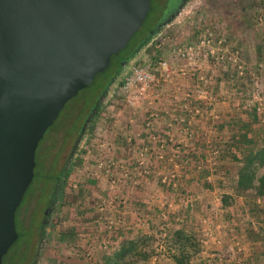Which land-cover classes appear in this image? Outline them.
Segmentation results:
<instances>
[{
  "label": "rangeland",
  "instance_id": "1",
  "mask_svg": "<svg viewBox=\"0 0 264 264\" xmlns=\"http://www.w3.org/2000/svg\"><path fill=\"white\" fill-rule=\"evenodd\" d=\"M161 13L160 0H152L150 11L132 37L130 47L134 46L137 43L136 40L157 22ZM211 28L182 38V43L196 40L200 34L212 30ZM214 29L227 37L232 48L240 51L245 66V75L241 78L237 77L234 69L220 72V75L215 77V90L216 92L222 91L230 97V102H228L231 104L230 108L238 109L234 112L233 118L241 117V114H244L242 118H245L251 114L250 108L247 107V100H252L259 95L264 97V0H256L255 6L244 18L231 23L218 22ZM123 52L121 54H126L127 51L123 50ZM150 52L151 50L148 49L141 54V58ZM130 69L131 67L129 71ZM106 70L101 75L97 74L89 87L80 90L66 103L53 125L46 130L43 138L47 137L50 132L54 133L57 127L64 126L65 119L74 109L73 106L81 100L88 99L95 88L100 85L103 76L110 77L114 73L113 67ZM116 93L99 125L103 123L109 126L110 132L116 129L121 132V134H116V137H110L115 144L119 164L113 169L114 174L110 177L105 174L102 167L97 165L95 149H93L92 158L90 157V161L86 164L85 154H82L69 180L58 227V231H73L74 239L65 244L56 239L46 254L44 264H98L102 261L103 255L110 254L114 246L118 244L117 241L123 236L129 237V233L151 235L147 248L152 253L151 257L132 264H175L171 255L177 253V249L172 246L167 235L180 225L192 221L196 230L201 231L202 261L206 264H242L251 247L258 244L253 242L258 241L260 229L264 232V220L261 215L252 214L250 207L253 204L248 205L246 202L251 199L237 195L231 184L226 183L224 188L217 186L214 175L218 173L215 169L221 162V154L215 152L218 148L219 137L215 134L197 133L192 136L197 140L195 151L183 150L177 144L178 150L173 151L171 147L165 148L162 150L164 158L158 159L156 149L150 148V150L143 151L138 143L127 142V135L122 132L129 130L128 119L132 112L126 105L118 102ZM171 106L168 105V107ZM132 115L138 116V124L143 122L144 117L141 113ZM205 117L203 116L202 121H208V123H201L200 120L199 125L203 124L204 127L209 124L221 125V115L211 119L214 122H209L210 119H205ZM119 118L121 122L117 121ZM196 118L194 117L192 121ZM226 130L230 135L231 130L228 128ZM213 138L217 140L212 142ZM92 139L90 144L94 142ZM143 156L146 159L145 164H140L139 161ZM181 157L185 158L184 162L179 161ZM204 173H208L207 179L214 181L216 186L213 189H207L203 185L206 179L203 176L206 175ZM35 174L16 215L19 214L21 208L29 204L31 194L37 190L42 191L37 187L38 180L44 182L52 175L48 173L49 175L41 177L42 180H40L37 178L36 169ZM97 174L100 175V179L96 178ZM200 174L203 178L198 179ZM40 175L43 174L40 173ZM164 177H166L165 181ZM92 178L95 179L94 185L88 183V180ZM112 179L117 181L113 187L111 186ZM170 182L175 184V187L172 184V190L168 189ZM82 184L88 191L84 198L77 195L79 185ZM45 186L48 187V184ZM178 186L185 188L186 197L181 196L177 190ZM225 192L233 194L236 200L232 206L233 209L230 207L227 211L221 206V196ZM43 194L41 192V206H44L45 202ZM123 200L126 202L123 203ZM257 203L264 204V201L259 199ZM190 215L194 219L188 221ZM39 217L40 213L34 221L37 227L40 222ZM16 226L21 237L29 238V229L22 231L18 220ZM119 229L123 231L121 235L117 233ZM116 236L119 238L117 241H115ZM18 244H15L9 252L17 251ZM261 245H263L262 242L257 245L260 250ZM18 260L19 258L16 259ZM197 262L198 258L193 257L192 263L197 264Z\"/></svg>",
  "mask_w": 264,
  "mask_h": 264
},
{
  "label": "water",
  "instance_id": "2",
  "mask_svg": "<svg viewBox=\"0 0 264 264\" xmlns=\"http://www.w3.org/2000/svg\"><path fill=\"white\" fill-rule=\"evenodd\" d=\"M190 1L164 27L180 22ZM150 6L151 0H0V264L18 235L16 210L34 177L41 138L125 48ZM153 40L121 63L106 101Z\"/></svg>",
  "mask_w": 264,
  "mask_h": 264
},
{
  "label": "flooded vegetation",
  "instance_id": "3",
  "mask_svg": "<svg viewBox=\"0 0 264 264\" xmlns=\"http://www.w3.org/2000/svg\"><path fill=\"white\" fill-rule=\"evenodd\" d=\"M160 2L162 13L159 14L157 22L136 40L137 43L134 46L130 47L133 35L125 48L116 54L118 61L113 66L112 76H103L100 85L95 88L92 95L73 106L74 109L65 119L64 126L57 127L56 131L53 128L54 133L50 132L47 137L41 138L35 154L34 177L35 169L38 173L37 178L40 180H42L41 177L49 175L48 173L52 175L45 180L46 183L38 180L37 187L42 191L37 190L31 194L29 204L15 215L16 224L18 220L20 229L22 231L29 229V238L21 237L17 230V238L4 254L2 264H44L46 254L59 233L58 227L69 180L112 101V98L106 101V91L122 69L121 63L129 60L139 47L152 38L154 39L152 46L157 40L167 38L166 43L169 47L182 43V38L198 34L204 29L212 27L211 29L217 32L214 27L218 22L231 23L244 18L255 6L256 0H191L180 22L170 27H164V23L177 11L183 0H160ZM123 50L127 51L126 54H123ZM40 173L43 175L41 176ZM45 184H48V187ZM41 192L44 193L43 199H45L43 207ZM38 213H40V222L37 227L34 221ZM17 243H19L16 247L17 251L10 253L9 251ZM17 258H19L18 261H16Z\"/></svg>",
  "mask_w": 264,
  "mask_h": 264
},
{
  "label": "built area",
  "instance_id": "4",
  "mask_svg": "<svg viewBox=\"0 0 264 264\" xmlns=\"http://www.w3.org/2000/svg\"><path fill=\"white\" fill-rule=\"evenodd\" d=\"M166 40L167 38L157 40L150 49L151 52L131 67L116 93L118 102L130 108L132 113L136 114L139 109L144 110L143 124L148 131L146 139L149 142L146 144V140L141 137L140 145H144L143 151L156 149L158 159L164 158L162 150L165 148L171 147L173 151L179 149L173 125H178L179 132L191 136L193 131L189 126L193 122L192 119L210 112L209 105L214 106L225 101L215 94V77H218L223 69L228 71L234 69L237 77L240 78L245 75L240 51L232 48L227 37L221 33L209 30L200 34L194 41L169 47ZM162 100L169 101L171 105L182 100L181 105L185 115L174 113L164 135L157 133L155 127L161 112L165 111L155 103ZM247 107H255L260 114H264L263 95L247 100ZM109 130V126L103 123L98 126L92 139L94 142L92 144L89 142L85 147L84 160L85 164L89 162L95 149L97 165L103 168L107 176L112 177L113 169L119 164V158L116 156V147L110 139L112 135ZM126 140L132 142L129 137ZM150 142L155 146L151 147ZM145 161L143 156L139 163L145 164ZM96 178L101 177L97 174ZM163 180L165 181L166 177ZM111 183L113 187L117 183L116 179H112ZM172 184L175 187V184ZM124 202L126 200H123Z\"/></svg>",
  "mask_w": 264,
  "mask_h": 264
},
{
  "label": "trees",
  "instance_id": "5",
  "mask_svg": "<svg viewBox=\"0 0 264 264\" xmlns=\"http://www.w3.org/2000/svg\"><path fill=\"white\" fill-rule=\"evenodd\" d=\"M117 61L118 56L113 55L111 63L106 69L116 65ZM106 69L99 75L106 72ZM249 111H251V114L248 113L249 117H229V119L221 122L220 126L227 127L231 133L227 137L218 139V148L216 147L215 152L221 154V162L216 167L215 170L218 173L214 176L217 180V186L224 188L226 183L231 184L237 195L250 198L251 201L247 200L246 202L248 205L253 204L250 207L252 214H259L264 220V204L257 203L259 199L264 201V114H260L255 107H251ZM215 141L216 139L212 142ZM204 174H206L203 175L206 179L203 185L207 189H213L216 186L214 181L207 179L208 173ZM200 178H203L201 174L198 176V179ZM88 183L94 185L95 179L88 180ZM168 189H173L172 182L169 183ZM177 190L183 198L186 197L187 191L184 187L178 186ZM87 192L83 184L79 185L77 192L79 197L84 198ZM235 201V197L230 192H225L221 196V206L226 211L230 207L233 209L232 206ZM190 219L193 220L194 217L190 215L188 221ZM122 232L119 229L117 233L121 235ZM74 234L73 231H59L56 239L60 243H69L74 239ZM167 236L172 246L177 249V253L171 255L175 264H193V257L198 258L197 264H206L205 261H202L203 255H201L203 250L201 231L196 230L193 221L180 225ZM150 238L151 235L145 233L136 235L129 233V237L123 236L121 240L117 241L119 238L116 236L115 241L118 244L116 246L114 244L110 254H104L102 261L98 264H132L141 259L148 260L152 255L147 250ZM258 238V241L263 243L262 249H258L259 246L257 245L251 247L242 264H264V232L261 229Z\"/></svg>",
  "mask_w": 264,
  "mask_h": 264
},
{
  "label": "crops",
  "instance_id": "6",
  "mask_svg": "<svg viewBox=\"0 0 264 264\" xmlns=\"http://www.w3.org/2000/svg\"><path fill=\"white\" fill-rule=\"evenodd\" d=\"M224 71L226 69H223ZM222 70V72H223ZM193 83V82H191ZM186 88H188L187 86H185ZM217 96L221 97V98H224L225 101L222 102V103H217L216 105L212 106V105H209V107L211 108L210 112H208L206 114V117L205 119L207 118L210 121H212L214 118L218 117V115H221L220 117V121H224V120H227V118H231L235 113L234 112H237L238 109H235V108H230L231 107V104L228 103L230 102L229 101V98L230 97H227L222 91H217ZM215 93V94H216ZM228 99V100H227ZM174 104L171 106V107H168V105H171L169 101L165 100V101H158L156 102V106L159 107V108H164L165 111H162L161 112V117L158 118L160 119L159 121H157V129H156V132L161 134V135H164L167 133V125L168 123L170 122L172 116L174 113H181V116H185L184 113H183V107H182V100L179 101V102H173ZM227 104V106H224V104ZM166 105V106H165ZM220 111L222 113H220ZM141 113L142 116L144 117V110L143 109H139L138 111H136V114H139ZM134 114V113H132ZM130 115L129 116V130L126 129L125 132H122V134L124 135H127L126 139L129 137V139L131 138L132 139V142L130 144H134V143H138L140 145V138L142 136V138H144V141L146 140V143L149 142L146 137H147V134H148V131L147 129H145L144 127V124H138V116L137 115ZM114 115V114H113ZM117 115V114H116ZM242 116L241 117H244L245 115L244 114H241ZM196 118V117H195ZM212 119V120H211ZM132 120V121H131ZM201 120V123H204V124H207L208 121H202L204 120L203 116H197L196 120L192 122V124L189 126L190 129L193 131L192 132V135L189 136L188 134L184 133V132H179V127L178 125H173L172 128H174L175 130V138H176V141H177V144L179 145V147L183 150H191V151H195V147H196V138H192V136L196 135L197 133H202V134H205V135H208V134H215L216 137L218 136L219 138H222V137H227L226 135H229L227 132V127H223V126H213L211 124L209 125H206L205 127L202 126V125H199V121ZM118 122H121L120 121V118L119 120H117ZM143 121V120H142ZM214 122V121H212ZM221 127V130H219V128ZM225 129V130H224ZM121 134V132L119 130H114V131H111V135L112 137H116V134ZM114 135V136H113ZM148 138V137H147ZM116 139V138H115ZM215 139L213 138L212 141H214ZM217 140V139H216ZM151 144V142L149 143ZM152 146H155L154 145H151ZM141 149L144 147L143 144L140 145ZM184 159L185 158H180L179 161H183L184 162ZM178 161V162H179ZM186 162V161H185ZM254 244L255 243H258L260 244L261 242L257 241V242H253ZM258 244H255V245H258Z\"/></svg>",
  "mask_w": 264,
  "mask_h": 264
}]
</instances>
